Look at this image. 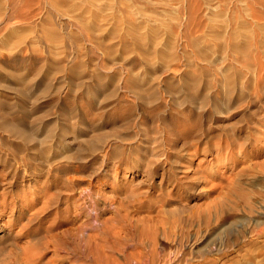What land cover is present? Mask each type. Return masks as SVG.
<instances>
[{"label": "rangeland", "instance_id": "1", "mask_svg": "<svg viewBox=\"0 0 264 264\" xmlns=\"http://www.w3.org/2000/svg\"><path fill=\"white\" fill-rule=\"evenodd\" d=\"M187 1L165 0V14L152 4L158 22L146 30L126 13L139 33L154 29L156 56L125 47L126 14L124 26L106 29V14L76 7L68 18L91 26L62 18V32L43 11L10 23L18 46L0 25V264H124L140 250L175 253L179 264H264V99L253 100L240 64L216 60L213 32L224 31L210 15L222 10V25L238 32L255 24L225 9H241L237 0H205L207 15L198 0L192 18ZM53 22L65 39L57 48L36 39L37 26ZM201 50L210 63L197 58ZM7 116L25 136L6 130Z\"/></svg>", "mask_w": 264, "mask_h": 264}, {"label": "bare ground", "instance_id": "2", "mask_svg": "<svg viewBox=\"0 0 264 264\" xmlns=\"http://www.w3.org/2000/svg\"><path fill=\"white\" fill-rule=\"evenodd\" d=\"M153 1L155 2V3H153ZM168 1V0H167ZM170 1V0H169ZM183 1H185V0H182V4H183ZM187 1V0H186ZM201 1V0H200ZM202 1H204L205 3H204V5L205 6H207L208 4H209V1L207 2V1H205V0H202ZM227 1V0H226ZM238 1V5L240 4V6H241V9H239L238 7H237V5L235 4V6H233L234 8H232L233 9V11L231 12V8L229 9V8H225V9H227V10H230V13H235V17L237 16L238 17V13H237V15H236V12H243V14L244 15H246L247 17H245V18H250L249 20L250 21H252L253 22V24H255V25H252V28L250 29V31H249V28H248V30L247 31H244V29H243V27H245V25H242V23H240V25H241V29H243V30H241V31H244V32H238L239 31V29L238 28H236V26L238 25L237 24V22H236V20L235 21H231L230 22V20H229V22L228 23H230V24H232V22H234V25H235V22H236V26L234 27V29H231V28H233V27H230V26H228V24L226 23V25H222V24H224V22H226L227 21V19H226V15L224 16V17H221L220 15L222 14L221 13V11L219 12V14H217V16L216 15H213V11H212V9H211V7H209V6H207V7H205V9H206V11L204 10V14H205V12H206V15H207V13L209 12V10H211L212 11V14L210 15V16H212L213 17V19H214V22L216 21V23L217 24H219V25H217V27L218 28H216L217 30H219V28L220 29H223L222 31H224V33L223 32H217V33H214L213 32V34H214V36L212 37V40L210 39V41H212V42H214V44H213V48H211L212 49V52H213V54H217V61H220V62H222L223 60H225V58H228V60H229V63L231 64V66L232 67H234V65H241V67H243L242 69H244L245 71H246V73H245V75L247 74L248 75V81L250 82V84H251V86H252V94H251V97L253 98V100H255V101H257V102H260V103H262L263 102V99H264V0H237ZM236 1V2H237ZM3 2V3H2ZM1 3H0V25L2 24V25H4L5 26V30L7 31V29H9L10 27H9V25H10V23H14V22H16L17 20L18 21H24V22H26V23H24V24H29V22H31V20L30 19H32V18H34V17H36L37 15L39 16H37V18H42V17H40L41 15H40V13H43V11L47 14V23H48V20L50 19V14L55 18V19H57V21L58 20H62V18L65 20V18H67L68 19V21L69 20H71V21H75L74 23H75V26L77 25L78 26V29L80 30V29H83V28H85V26H86V28H87V25L89 24V22H88V24H87V22H86V19H85V22H86V24H85V22H84V20H83V17L81 16V18L79 19V18H74L73 16V18H68L69 17V13H70V11H72V10H76V7L78 8V7H80L81 9H79L78 8V10H82L83 11V14H84V12H85V14L88 12V14L89 13H91L90 12V10H89V8L90 9H94V11L93 10H91V11H93V13L94 12H96L97 14H99L98 16H100V14H102V13H104V14H102V15H105V16H101L102 18H100V19H102L101 21L104 23V25H108V26H106L105 28L107 29V27H109V24L111 25H113V27H114V25L115 26H120V25H122V26H124L123 24H124V22H125V20H124V22H122L123 20V17L125 16V14L126 13H129V14H131V13H133L134 14V16H136V15H138L139 17H141L140 19H142V23H143V25L144 24H146L147 25V23L148 22H150L151 20H153V19H151L150 20V16L152 15V11H150V12H148L149 10H151V8L150 7H153L154 5L156 6V5H158V6H162V12L161 13H163V14H165V9H163V8H165V6L167 5H165V0H51V1H49V0H3ZM7 2V3H6ZM14 2V4L15 3H17L16 4V6L14 7L13 5H12V3ZM179 2V1H178ZM181 2V1H180ZM179 2V3H180ZM187 2H189L187 5L186 4H184V5H186V6H188V9H187V11L189 12V16L191 17L192 15H195L196 14V11H198V9L197 8H195L196 6H197V2H199L198 0H188ZM223 2H225V0H223ZM235 2V1H234ZM200 3V2H199ZM227 3L228 4H230L229 3V0L227 1ZM4 4H8V6H6L5 7V5L3 6ZM152 4H154L153 6H152ZM169 5H170V3H169ZM203 5V6H204ZM227 4H225V6H226ZM234 5V4H233ZM32 6H33V8L35 7V6H37V11L39 12H35V11H33V12H31V9H32ZM180 6H181V3H180ZM221 6V5H220ZM223 6V5H222ZM229 6V5H228ZM168 7V6H167ZM182 7V6H181ZM181 7H179V8H181ZM160 8V7H159ZM178 8V7H177ZM178 8V9H179ZM185 8H187V7H185ZM199 8V7H198ZM220 9H221V7H219ZM224 8V7H223ZM36 9V8H35ZM184 9V8H183ZM182 9V10H183ZM219 9V10H220ZM155 10V9H154ZM180 10V9H179ZM181 10V11H182ZM200 10H201V8H200ZM215 10H218L217 9V7H215ZM226 10V11H227ZM22 11H30L31 13V16L30 15H28V17H25V15L24 16H22V14H23V12ZM208 11V12H207ZM211 11H210V13H211ZM223 11H224V9H223ZM52 12V13H51ZM73 12V11H72ZM81 12V11H80ZM199 12V11H198ZM74 13V12H73ZM73 13L72 14H70V15H73ZM79 13V12H78ZM161 13H160V16H161ZM178 13V12H177ZM181 13V12H180ZM217 12H215V14H216ZM225 13H227V12H225ZM45 14V15H46ZM87 14V15H88ZM97 14L95 15V14H91L92 16L93 15H95L94 17H90L91 19L92 18H95L96 17V19H94V21L96 22L97 20H99V18L97 19ZM124 14V16L120 19L119 18V15L120 16H122ZM136 14V15H135ZM153 14H154V12H153ZM167 14V13H166ZM182 14V13H181ZM184 14V13H183ZM187 13H185V15H186ZM228 14V13H227ZM43 15V14H42ZM170 15V14H169ZM224 15V14H223ZM222 15V16H223ZM30 16V17H29ZM74 16H75V14H74ZM79 16V15H78ZM77 16V17H78ZM90 16V15H89ZM126 16H128L127 14H126ZM132 16V15H131ZM131 16H128L127 18H126V20H128L127 21V23L125 22V24H126V30H125V36L126 37H122V39H124V40H122L123 42H125L124 43V45H125V47L126 46H128L127 44H126V42H128L129 41V43L130 44H132V45H134L135 47H137V48H143V46H149V47H151V50L154 52V53H156V52H158V50H157V48H158V46L160 45L159 44V42L157 41V39H156V37L155 36H157V35H155L154 36V34L152 33V31H154V29L153 30H151V29H147V31L145 32V31H143V32H145V33H139L137 30H134V29H137V27H136V24L134 23H131V19L129 20V18L131 17ZM134 16H132V20H133V18H134ZM153 16V15H152ZM159 16V17H160ZM196 16V15H195ZM230 16H231V14H230ZM240 16H243V15H240ZM44 17V16H43ZM46 17V16H45ZM53 17H51V19L53 18ZM153 17H155V16H153ZM170 17V16H169ZM169 17H168V19H169ZM193 17V16H192ZM191 17V18H192ZM212 17H211V20H212ZM234 17V16H233ZM234 17V18H235ZM236 17V18H237ZM49 18V19H48ZM89 18V19H90ZM164 18V17H163ZM191 18H189L188 17V19L190 20ZM219 18H221V20L219 19ZM222 18H224V20L222 19ZM228 18V17H227ZM240 18V17H239ZM238 18V19H239ZM242 18V17H241ZM245 18L243 17V19L245 20ZM120 19V20H119ZM124 19H125V17H124ZM135 19V18H134ZM156 19L158 20V18L156 17ZM162 19V18H161ZM196 19V18H195ZM209 19V18H208ZM54 20V19H53ZM52 20V21H53ZM122 20V21H121ZM175 20V19H174ZM193 19H191V21H192ZM210 20V21H211ZM232 20V19H231ZM248 20V21H249ZM42 21V20H41ZM101 21H99L100 22V24H102L101 23ZM130 21V22H129ZM155 23H157L156 21H155V19L153 20ZM161 21V20H160ZM164 21V20H163ZM191 21H190V23H191ZM238 21V20H237ZM242 21V20H241ZM247 20H245L244 22H246ZM34 22H35V20H34ZM39 22V21H38ZM50 22V21H49ZM56 22V21H55ZM63 22V21H62ZM62 22L60 23L59 21H58V23H59V25H57L56 27H58L59 26V30L58 31H60V30H62V32H63V30L65 29L64 27H62V26H64V25H62ZM70 22V21H69ZM109 22V24H106V23H108ZM162 22V21H161ZM161 22H160V24H161ZM209 22V21H208ZM212 22V21H211ZM210 22V23H211ZM222 22V23H221ZM260 22H262V23H260ZM22 23V24H23ZM37 23V22H36ZM42 23V22H41ZM57 23V22H56ZM67 23V22H66ZM92 25H95V23H92V20H91V22H90ZM96 23H98V21L96 22ZM151 23H153L152 21H151ZM150 23V24H151ZM154 23V24H155ZM162 23H164V22H162ZM239 23V22H238ZM17 24V23H16ZM51 24V26H48V25H50ZM50 24H45V25H47L48 27H46V26H44V24H41V26H40V24H39V26H37L36 28L38 29L37 30V32L39 31V34L41 35V36H39L38 34H37V37H36V39L38 38V40H39V42L41 41H43V43H44V41H46V42H48L52 47H55V48H57L58 47V44H59V42L61 41H63V39H62V34H59V32H56L55 30H57L56 28L54 29V27H55V25L56 24H54V22L53 23H50ZM64 24V23H63ZM71 24V23H70ZM85 24V25H84ZM149 24V23H148ZM149 24V25H150ZM187 24H188V21H187ZM215 23H212L211 25L213 26ZM263 24V25H262ZM31 25V24H30ZM33 25H35L34 23H32V26ZM69 25V24H68ZM90 25V24H89ZM142 25V24H141ZM146 25H144L143 26V28L146 30V28L145 27H147ZM164 25V24H163ZM180 25V24H179ZM21 26V25H20ZM36 26V25H35ZM54 26V27H53ZM67 26V25H66ZM72 26V25H71ZM73 26H74V24H73ZM91 26V25H90ZM89 26V27H90ZM97 26H99V24L97 25ZM103 26V25H102ZM161 26H162V24H161ZM164 26H166V25H164ZM168 26V25H167ZM184 26H186V23H185V25ZM215 26H216V24H215ZM224 26H225V29H224ZM254 26V27H253ZM1 27V26H0ZM13 27H15V26H13ZM22 27V26H21ZM24 27H26V26H24ZM28 27V26H27ZM31 26H29L28 28H30ZM68 27V26H67ZM70 27V26H69ZM112 26H110V28H111ZM148 27H150V26H148ZM147 27V28H148ZM223 27V28H222ZM240 27V26H239ZM249 27V26H248ZM4 28V27H3ZM12 28V27H11ZM63 28V29H62ZM94 28H95V26H94ZM96 28H98V27H96ZM102 28H104V27H102ZM102 28H100V29H102ZM104 28V29H105ZM109 28V29H110ZM125 28V27H124ZM161 28V27H160ZM166 28V27H165ZM164 28V29H165ZM211 28V27H210ZM215 28V27H214ZM227 28H230L231 30L229 31V32H227ZM235 28H236V30H235ZM20 29V28H19ZM33 29L34 28H32V29H29V30H31L32 32V34H33ZM70 29V28H69ZM92 29V28H91ZM91 29H89V31L91 30ZM103 29V30H104ZM207 29V28H206ZM213 29V28H212ZM246 29V28H245ZM15 30V28L12 30V29H9V34H10V41H11V43L10 44H12V39L13 38H15V37H13L12 38V36L14 35V34H16L17 32H13ZM35 30V29H34ZM97 30V31H96ZM96 30H94V31H96L97 32V35H98V29H96ZM113 30V29H112ZM122 31V29L120 28L119 29V31ZM151 30V31H150ZM169 30V29H168ZM3 31V30H2ZM25 31V30H24ZM81 31H83V30H81ZM80 31V32H81ZM101 31V30H100ZM106 31V30H105ZM105 31H103V32H105ZM124 31V30H123ZM123 31H122V33H123ZM135 31H137V33L135 32ZM141 31H142V29H141ZM148 31H150L149 32V34H148ZM187 31V30H186ZM189 31V30H188ZM212 31H214V29L212 30ZM216 31V30H215ZM257 31V32H256ZM4 32V31H3ZM3 32H0V33H3ZM35 32V31H34ZM66 32H67V30H66ZM79 32V31H78ZM85 32H88V29L87 30H85ZM93 32V31H92ZM108 32V31H107ZM110 32V31H109ZM113 32H114V30H113ZM112 32V34H110V36L111 35H114L115 33H113ZM156 32H158L157 30H156ZM31 33H30V35H31ZM36 33V32H35ZM34 33V34H35ZM59 35H58V34ZM82 33H84V32H81V35H83ZM91 33V32H90ZM94 33V32H93ZM101 33V32H100ZM99 33V34H100ZM223 33V34H222ZM242 33V34H241ZM243 33H244V36L246 37V38H251L249 41H247L246 39V41H242V40H244V39H242L241 38V35H243ZM4 34H6V33H4ZM9 34H7V35H4V36H8ZM20 34H22V33H20ZM19 34V35H20ZM29 34V33H28ZM88 34H89V32H88ZM87 34V36L89 37V35ZM103 34V33H102ZM101 34V35H102ZM109 34V33H108ZM116 34H117V31H116ZM116 34H115V36H116ZM118 34H121V33H118ZM157 34V33H156ZM188 34H189V32H188ZM187 34V35H188ZM36 35V34H35ZM91 35V34H90ZM92 35H95V34H92ZM100 35V36H101ZM105 35H107V34H105ZM122 35V34H121ZM258 37H257V36ZM2 37H3V34L1 35ZM22 36V35H21ZM24 36H25V34H24ZM33 36V35H32ZM60 36H61V38H60ZM68 36V35H67ZM85 36H86V34H85ZM108 36V35H107ZM110 36H108V37H110ZM185 36V35H184ZM17 37V40H16V38H15V41H13V43H15V45H16V43H19L20 41H22L21 40V37L20 36H16ZM26 37V36H25ZM66 37V36H65ZM65 37H63V38H65ZM95 37V36H94ZM96 37H99V36H96ZM102 37V36H101ZM186 37V36H185ZM189 37L190 36H188V39H189ZM255 37H257L256 39H255ZM7 39V37H4V39ZM24 38V37H23ZM89 38H91V37H89ZM100 38V37H99ZM113 38H114V36H113ZM116 38V37H115ZM175 38V37H174ZM210 38V37H209ZM223 38L225 39V40H223ZM3 39V38H2ZM36 39H35V42L34 43H36ZM101 39V38H100ZM112 38H110V39H108V41H107V44H108V42H109V40H111ZM117 39H119V37L117 38ZM185 39V38H184ZM33 40V39H32ZM32 40H30L29 42H32L33 43V41ZM37 40V41H38ZM104 40V39H103ZM115 40V39H114ZM110 41V42H116V41ZM128 40V41H127ZM209 40V39H208ZM1 42H4V41H2V40H0ZM8 41V40H7ZM25 41H27V40H25ZM24 41V42H25ZM70 41V40H69ZM92 41V40H91ZM95 41H97L96 40V38H95ZM101 41V40H100ZM122 41H120V42H122ZM209 41V42H210ZM1 42H0V44H1ZM61 42H60V44H61ZM63 42H65V39H64V41ZM93 42H94V40H93ZM99 42V41H98ZM97 42V44L99 45V43ZM102 42V41H101ZM109 42V43H110ZM122 42V43H123ZM189 42V41H188ZM212 42H210L209 44H211ZM8 43V45H9V42H7ZM96 43V42H95ZM105 43V42H104ZM128 43V44H129ZM161 43V42H160ZM40 44V43H39ZM45 44V43H44ZM48 44V45H49ZM67 44V43H66ZM106 44V43H105ZM106 44V45H107ZM192 44V43H191ZM197 43H195V45H196ZM198 44H200V43H198ZM197 44V45H198ZM203 44H204V42H203ZM208 44V43H207ZM208 44V45H209ZM21 45V44H20ZM23 45V44H22ZM30 45V44H29ZM28 45V43H27V46H29ZM35 45V44H34ZM38 45V44H37ZM41 45H43V44H41ZM40 45V46H41ZM62 45V44H61ZM102 45V44H101ZM109 45V44H108ZM194 45V46H195ZM4 46H6V45H4ZM4 46H2V48L4 47ZM12 46V45H11ZM14 46V45H13ZM16 46H18V45H16ZM16 46H15V48H16ZM24 46H25V44H24ZM31 46V45H30ZM33 46V45H32ZM57 46V47H56ZM130 46V45H129ZM202 46V45H201ZM205 46V45H204ZM35 47V46H34ZM157 47V48H156ZM210 47H211V45H210ZM1 48V49H2ZM14 48V49H15ZM19 48V47H18ZM18 48H16V49H18ZM27 48V47H26ZM32 47H30L29 49H31ZM42 48H44V50H46L45 49V47H42ZM41 48V49H42ZM50 48L51 47H49L48 46V51H50ZM66 48V47H65ZM119 48V47H118ZM121 48V47H120ZM122 48H124V47H122ZM205 48H207V47H205ZM52 49V48H51ZM105 50H106V48H104ZM109 49V48H108ZM145 48H143V50H144ZM171 49V48H170ZM200 49H203V47H201V48H199V50ZM208 49V48H207ZM210 49V48H209ZM19 50V49H18ZM33 50V48L31 49V51ZM43 50V49H42ZM41 50V51H42ZM117 50V49H116ZM116 50L114 51V52H116ZM123 50H125V49H123ZM127 50V49H126ZM150 50V49H149ZM148 50V51H149ZM104 50H102V52H103ZM108 51V50H107ZM107 51H106V54H107ZM111 51V50H110ZM151 51V52H152ZM202 51V50H201ZM196 51L197 53H198V57L197 58H200L202 61H205L206 63H210V62H208L207 60H205L206 59V57H207V55H206V52H208V50H204V51ZM211 51V50H210ZM209 51V52H210ZM17 52H19V51H17ZM33 52H34V50H33ZM150 52V55L149 56H151L152 57V55H154V54H152ZM251 52H253L254 53V56H253V53L251 54V55H249V53H251ZM21 53H23V51L21 52ZM46 53V52H45ZM51 53H53V52H51ZM51 53H49L50 55H52ZM109 53H112V52H109ZM136 53V52H135ZM196 53V54H197ZM9 54V53H8ZM20 54V53H19ZM18 54V55H19ZM48 54V53H47ZM46 54V55H47ZM54 54H56V53H54ZM58 54V53H57ZM63 54V53H62ZM72 54H73V52H72ZM104 54V53H103ZM105 54V55H106ZM147 54H149V53H147ZM152 54V55H151ZM12 55V54H11ZM64 55V54H63ZM78 55V54H77ZM157 55V53L155 54V56ZM170 55H171V53H170ZM74 56V55H73ZM163 56V55H162ZM161 56V57H162ZM168 56V55H167ZM196 56V55H195ZM56 57V56H55ZM76 57V56H75ZM74 57V58H75ZM146 57V56H145ZM154 57V56H153ZM164 57V56H163ZM171 58V57H170ZM244 60H243V59ZM153 59V58H152ZM162 59V58H161ZM169 59V58H168ZM246 59V60H245ZM66 60V59H65ZM164 61H165V59H163ZM150 61V60H149ZM163 61V62H164ZM243 61H245L244 63H243ZM158 62V61H157ZM154 63H156V62H154ZM154 63H152V64H154ZM150 64V63H149ZM151 64V65H152ZM232 67L230 68L231 70H233L232 69ZM230 69H227V70H230ZM227 70H222V68L221 67H217V71H218V73L219 74H223L224 72H227ZM228 74H229V72H228ZM228 74H227V77H228ZM234 75V74H233ZM239 76V75H238ZM246 77V76H245ZM247 81V82H248ZM231 83V82H230ZM230 85V84H229ZM250 87V86H249ZM143 98V97H142ZM145 99V98H144ZM200 99H201V97H200ZM203 99V98H202ZM204 101L205 100H202L201 102H200V104H204ZM146 102V101H145ZM205 105V104H204ZM5 128H6V130H10L11 131V133L12 132H15V133H19V127H18V124L17 123H15V121L14 120H12L11 118H9L8 116L7 117H5ZM26 119V118H25ZM17 121V120H16ZM19 125H21V124H19ZM23 131V130H22ZM22 131H20L21 133H19L18 135H20V134H22L23 132ZM16 135V134H15ZM23 135V134H22ZM23 136H25V135H23ZM27 136H28V134H27ZM26 136V137H27ZM163 136V135H162ZM30 137V136H29ZM28 137V138H29ZM118 139V138H117ZM123 139V138H122ZM25 140H27V139H25ZM31 139H29V141H30ZM32 141V140H31ZM120 141V140H119ZM40 142V141H39ZM156 142V141H155ZM154 142V143H155ZM33 144V143H32ZM47 145V144H46ZM45 146V145H44ZM37 147V146H36ZM48 148V147H47ZM34 149V148H33ZM64 159V158H63ZM157 159V158H156ZM159 159V158H158ZM156 161H158V160H156ZM160 162V161H159ZM149 164V163H148ZM147 165V164H146ZM151 165V164H150ZM150 165H148V166H150ZM148 166L146 167V170H147V168H148ZM145 170V171H146ZM5 227V226H4ZM241 233V232H240ZM151 252V251H150ZM177 253V252H176ZM180 253V252H179ZM173 254V253H172ZM172 254H170V256L169 257H167L166 255V258L165 257H158L157 256V254H154V253H143V252H141V250L140 251H136V252H132V253H129V254H127V255H124V264H179V261H178V257L175 255V253L173 254L174 256H172ZM104 255V254H103ZM178 255V254H177ZM179 255H181V254H179ZM100 262V261H99ZM111 262H113V261H111ZM115 262V261H114ZM113 262V263H114ZM97 263V262H96ZM117 263V262H116ZM99 264H104V263H99ZM105 264H108V263H105Z\"/></svg>", "mask_w": 264, "mask_h": 264}]
</instances>
